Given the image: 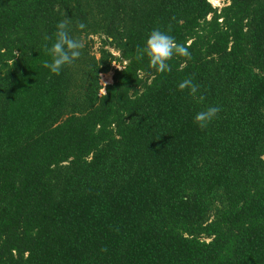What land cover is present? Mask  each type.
<instances>
[{"label": "trees", "instance_id": "trees-1", "mask_svg": "<svg viewBox=\"0 0 264 264\" xmlns=\"http://www.w3.org/2000/svg\"><path fill=\"white\" fill-rule=\"evenodd\" d=\"M224 1L0 0V264H264V0ZM154 29L191 58H138Z\"/></svg>", "mask_w": 264, "mask_h": 264}, {"label": "clouds", "instance_id": "clouds-1", "mask_svg": "<svg viewBox=\"0 0 264 264\" xmlns=\"http://www.w3.org/2000/svg\"><path fill=\"white\" fill-rule=\"evenodd\" d=\"M55 27L54 42L51 47L45 45V50L51 56V61H44L43 67L58 76L64 66L71 65L80 58L84 43L70 35L67 20H61ZM78 27L83 30L86 25L80 23ZM138 53L140 54L138 58L146 56L150 66L161 74L171 71L169 61L174 56L191 58L188 48L184 44H178L173 36L159 29H154L149 33L143 48L138 49ZM179 89L181 91L188 89L189 95L195 99L199 86L194 84L191 79H185L179 84ZM199 100H203V97H199ZM220 111V107L215 106L198 112L194 117V123L204 129Z\"/></svg>", "mask_w": 264, "mask_h": 264}, {"label": "rangeland", "instance_id": "rangeland-1", "mask_svg": "<svg viewBox=\"0 0 264 264\" xmlns=\"http://www.w3.org/2000/svg\"><path fill=\"white\" fill-rule=\"evenodd\" d=\"M209 1H210V3L213 6L219 5L220 7L223 6V4L225 3L224 0H209ZM86 41H88L89 42V45H91L90 52L92 54L96 55V57H97L98 56V52L97 51H98V47L100 45L101 37H99V36H91V37L87 38ZM111 51L115 55L118 54L113 49H111ZM111 76H112V72H108V73H105V74H100V76H99V83H100V85L103 87L104 85H106L108 83H111L112 82ZM103 93H104V90L101 89L100 90V94H103Z\"/></svg>", "mask_w": 264, "mask_h": 264}, {"label": "built area", "instance_id": "built-area-1", "mask_svg": "<svg viewBox=\"0 0 264 264\" xmlns=\"http://www.w3.org/2000/svg\"><path fill=\"white\" fill-rule=\"evenodd\" d=\"M218 2V1H217ZM216 7H220L219 5H217Z\"/></svg>", "mask_w": 264, "mask_h": 264}]
</instances>
